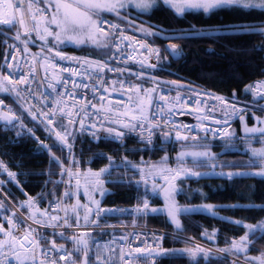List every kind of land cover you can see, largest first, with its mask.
Here are the masks:
<instances>
[{
  "label": "snow or ice",
  "instance_id": "obj_1",
  "mask_svg": "<svg viewBox=\"0 0 264 264\" xmlns=\"http://www.w3.org/2000/svg\"><path fill=\"white\" fill-rule=\"evenodd\" d=\"M157 0H77L75 4H70L64 2V0H0V25L5 26H15L19 25V30L16 32L14 39L21 41L24 45L23 54L26 56L29 52L28 43L31 41L32 33L36 34L39 40L44 41L47 44L48 37H54V47L61 43H64L65 40L74 42L76 44H83L85 42H91L96 48L105 50L110 47H115L117 51L121 52V56L124 55L121 49V43L123 41L129 40V37L123 35L121 31L120 37L117 38L119 42H116L113 39L114 33L119 29V25L112 24L109 26L110 30H106L101 26V20L97 17L100 12L107 11L115 13L117 16L120 15V9L126 8L129 5L140 9L142 11H148L152 9L156 4ZM41 4L44 7H41ZM163 4L167 5L170 9L174 10L176 16H183L186 12L191 10H202L204 14H209L216 9H228L232 8L233 10L240 9H258L261 12H264V0H163ZM49 13L51 15L49 16ZM104 23H107L106 21ZM51 25H55L56 30L53 31ZM146 36H161L163 29L160 31H149L148 29H140ZM236 33L242 34H254L259 35L264 39V26L258 24H248V25H237L233 29ZM196 34V33H193ZM26 37V39H22ZM164 39H173L171 36H163ZM180 38H183L181 36ZM130 46V45H128ZM9 47H14L10 45ZM261 50H264V44L256 46ZM43 48V46H42ZM141 49H147L150 53L155 54L156 58L159 60L160 49L149 48L146 44L140 45ZM135 50V49H134ZM165 50H171L173 55H176L179 50V46L176 43H170L166 46ZM53 48H48V52H52ZM12 60L17 61L14 65L11 62L7 63L8 75H3L0 73V92L12 93L14 94L17 102L26 97H35V93L32 91L33 77L36 74V69L33 67L32 71L28 75H24L22 72L19 73L18 78L14 75L15 69L19 68L18 55L20 54L19 49H16V52L12 53ZM55 57H58L60 60H73L80 65V68H60V72H69V79L72 84V91L67 90V85L63 77L56 73L52 79L55 83H50L49 88L53 91L58 92V98L55 99V107L48 108H37L36 111L32 109L36 105L25 106L20 104L21 114L7 105H4L3 100H0V121L3 122V125L6 129L20 128L26 129V133L17 132V137L27 134L34 138L37 143V149L40 151H47L49 153V162L54 163L60 166L61 174H67L69 177L75 176L76 179V188L81 187V181L79 177L83 175L84 177V186L86 189L92 193L99 192L101 196L108 194V190L104 188L106 183L103 177L105 174L110 175L111 169L114 167H119L112 157H107L109 164L101 168L99 171L93 172L88 170L86 173H80L77 171L73 173L70 168H65L63 161L60 157L55 156L52 153V146L58 145L60 150L63 151L65 148L69 151L72 149L73 145L70 142V138H75V133L69 131V125L75 123L77 120L80 122V130L86 128V120L89 118L88 108H95L96 105L92 103L91 100L87 99L86 92L90 88V85L85 83L83 88L85 90V96L83 100H77V97L80 95L76 89L81 87L76 82V77L83 78L85 75H88L89 79H94L97 83L102 84L103 79L100 76V73L107 71H117V69L110 67L107 63V60L92 62L87 59L72 58L63 55L61 52H55ZM55 57L44 56V63L41 64L42 67H45V71L50 67L53 70L57 68V64L52 61ZM133 57L128 56L127 59H132ZM108 59H111L109 57ZM126 62V61H125ZM33 65L36 63L35 56H33L32 62ZM142 68L152 67L155 68L156 65L148 64L144 60L140 61ZM87 65V67H85ZM95 73V75H92ZM139 76H143V73H139ZM121 88L124 87L126 81H118ZM65 84V90L59 92L57 85ZM94 87V86H93ZM24 92L25 95L22 97L21 92ZM104 91L107 92L108 89L104 88ZM129 92H135V99L130 95L128 97L129 104L126 105V111L119 114L117 119L123 117V122H121V129H128L130 131H135L139 128L141 140L145 139L144 133L147 132V141L151 143V136L156 131L166 127L168 122H166L165 117L172 114L173 109L166 106L172 101L165 96H160L158 100L154 96L155 89L147 90L143 89L138 84L128 85ZM245 92H251L253 97V102L255 105L262 111H264V105L259 103V100H264V80L254 82L251 85H247ZM97 94V90L93 91V95ZM235 95V94H234ZM42 97L41 103L48 100V94L40 93V99ZM65 97L71 100V107H68V103L65 100ZM181 97L178 95L175 98V102L179 103ZM217 100L223 102L221 111L223 112L224 119L222 121H215L217 124L221 125L224 131L213 132V137L219 135L222 139L231 140L235 131L231 129L230 122L233 118H239L243 125V131L245 133V139L247 141L246 151L250 153V158L247 161L246 167H255L258 170L253 172H215L217 164L215 161L218 159L220 154L212 153L209 149L211 145H204V151H192V152H181L179 153L177 160L179 167L176 169L168 168L162 166L166 164L168 159L167 156L161 158V163L159 165H151L150 168L153 172L161 174L165 181L166 186H161L157 184L152 185V192L155 194L157 189L163 191L165 206L163 209H157L150 207L149 200L147 198V190L145 192V198L143 199L142 204H138L134 209V213L138 215H147L149 212L157 213L163 211L170 218L171 222L179 229L181 227V222L179 216L181 214H187L190 212L198 210H206L213 216L217 215L215 209L216 205L205 204L197 205L192 207L179 206L176 203L175 197L179 191L177 187V182L181 181L189 176L200 177L204 175H219L227 176L232 178L234 176H253L260 177L264 179V147L254 148L251 146V142L247 140L248 137H258L264 138V119L260 117H255L257 123L255 126L249 127L246 123L247 115L246 113L250 109L245 107H237L235 104L229 105L225 98L217 97ZM103 100V97H101ZM158 107L159 111L155 109ZM6 109V110H5ZM106 112H111V106L107 109H103ZM100 111V109H97ZM23 113L33 120H39V123L44 125V130L51 134L55 132V140L53 145H48L40 141L39 137L35 136V131L32 128H26L24 124ZM59 113V115H58ZM245 113V115H241ZM83 114V115H81ZM67 119L68 123H62ZM104 121H100V128L97 129L96 124H92L91 128L93 131L91 135L97 139L98 132L104 131L109 136H112L115 139H122L126 133L123 130H117L113 127L104 128ZM184 131H192L193 126H183ZM58 129H63L60 131ZM201 131L206 134L212 131L211 128L207 126H202ZM165 140L169 139L171 132L162 133ZM207 139V135L203 137ZM177 140H187V136L181 135L180 131L176 133ZM197 139V137H193ZM264 144V139L260 141ZM102 155V154H100ZM190 157L192 163L196 167H207L209 171L207 172H198L194 171L193 168H188L185 165L186 159ZM213 162L208 164L207 162ZM70 163H76L73 157ZM123 166L127 167L129 162L126 158L121 162ZM221 167H235V162H221ZM135 167V166H132ZM141 172L143 170L141 169ZM6 173L8 180L17 182L16 177L17 173L12 172L8 169L7 165L0 161V174ZM167 173V175H163ZM123 182V181H118ZM6 181L0 180V186L4 185ZM55 183V182H54ZM71 181H69V184ZM73 195L72 191L69 189L64 192L63 197H69ZM60 198V200L63 199ZM60 200L55 202V207L52 208L53 212L63 211L64 215H51L48 209L40 211L38 208L35 211H32L33 205L38 203L37 200L29 198L27 201L22 202L28 209L29 214L27 217H22L17 214L16 211L13 212V216L6 217L8 220L9 227L7 230L4 229L3 224H0V235L4 238L0 239V264H68L69 261L72 264H76V260L73 259L75 253H82L80 258V264H139V261H147L151 258L153 261L157 256L168 255L170 251H182L186 253L191 260H196L198 255H203L207 260L209 256L213 255V249H206L201 245H196L195 248H185L182 250H165L162 249L157 242L155 245H149L144 248H135L132 251L125 252L123 246L119 248V255L117 257V249L111 245L115 244L116 241L113 239L110 242L100 244L95 240L94 237L90 235L88 231H83L72 236H65V229L80 228L81 224V210L83 211L82 219L85 221L86 225H94L99 227V219L103 215L119 211L121 213L125 212L126 209H108L101 208L100 201L95 200L94 197L90 198L88 204H81L79 199L76 203L71 205H62ZM51 207V205H50ZM230 207H237L233 204ZM244 207H256L261 211H264V205H245ZM0 208H5L3 200H0ZM97 217V219H90L91 216ZM37 216L45 219H37ZM74 219V222H73ZM28 220H31L32 223L28 224L25 228L23 235H20L18 231L14 229H19L22 225L26 224ZM232 223L236 225H243L245 228V233L238 240L233 239L228 247L220 248L216 251L220 253H230L235 256L244 254V264H264V252L259 256H248L247 253L250 250V246L254 243V238H264V219L258 220L255 224H246L240 220H233ZM135 223V220H134ZM34 224H39L41 227H52L53 229L60 228L61 231L54 233L56 236H59L65 241H71L74 245L72 250L65 248L63 244L57 245L55 240L48 241L46 237L42 236L38 229L34 228ZM259 233V237H257ZM209 239L215 238V231L208 236ZM121 239L126 240L127 237H121ZM139 239V236H137ZM155 239V237H154ZM48 246H45V245ZM94 245V249H93ZM131 248V245H129ZM57 254L59 259L57 260ZM94 257V258H93ZM233 264H237V260H233Z\"/></svg>",
  "mask_w": 264,
  "mask_h": 264
},
{
  "label": "trees",
  "instance_id": "obj_2",
  "mask_svg": "<svg viewBox=\"0 0 264 264\" xmlns=\"http://www.w3.org/2000/svg\"><path fill=\"white\" fill-rule=\"evenodd\" d=\"M119 11V16L112 12L104 14L124 24L127 29L147 37L160 47V65L164 68L158 70L161 74L168 77L191 79L205 88L229 97L253 100L251 92H245V88L255 80L264 79V50L256 47L264 44V39L259 35L236 33L233 29L241 24L264 26V12L261 10L240 9L237 11L228 8L216 9L209 14H204L202 10H191L183 16H176L174 10L157 0L153 8L146 12L136 11L133 8L128 10L122 8ZM140 29L149 31L163 29V32L161 36H146ZM163 36L174 38L169 40L164 39ZM181 36L183 38H180ZM2 39L3 33L0 30V68L5 57ZM165 43H176L179 46L181 58L172 60L165 50ZM55 48L73 52H89L97 56L105 55L110 50V48L98 49L91 42L79 45L66 42L56 45ZM1 100L10 104L17 114H21L20 104L25 105L22 100L17 102L14 96L11 99L8 96H2ZM246 115L247 123L252 124L253 121L249 114ZM23 116L26 128L34 129L35 136L39 137L43 143L53 145L54 134L50 136L43 130L39 120L33 121L27 113H23ZM62 123L67 124L68 122L64 120ZM3 127L0 123V158L10 171L17 173L18 183L14 184L9 181L6 173L0 174V180L6 181L0 186V190L26 216L29 214V209L21 202H25L29 196H34L33 199L38 201L33 205L32 211L37 208L44 211L49 202L59 197L62 190L61 179L64 174H61L59 165L49 162L50 157L47 151L37 149L38 142L34 138L27 134L13 137L15 131L26 133V129L12 128L9 130ZM231 129L235 131L231 140L215 141L200 139V141L172 142L171 138L165 140L162 133L156 134L151 143H141L133 134H126L119 142L106 139L93 140L85 135L78 136L75 140V156L78 158V164L74 165L79 167L80 173H86L88 170L96 172L106 167L109 164L107 157H112L116 164L121 166L114 167L110 175L105 174L103 177L106 181L104 188L108 190V194L101 196L99 192L88 191L84 186V177L81 175V187L84 192L75 196L76 186L74 188L71 186L70 190H73V195L71 198L65 197L64 205H71L69 203L77 197L80 201L88 203L89 197L84 194L88 192L90 197L99 199L101 208L109 206L113 209H126V214L118 212L103 215L99 223H134L130 220L132 204L142 199L146 190L147 192L152 191L154 184L146 177L149 175L158 177L159 175L153 172L150 166L155 165L166 155L167 165L170 168L179 167L177 157L184 146L201 150L200 144L211 145L209 150L220 154L215 161L216 173L258 170L255 167L245 166L250 153L246 151L247 141L239 120L232 124ZM261 139L264 138H247L254 148L264 147V144L260 142ZM52 153L61 158L63 165L66 164L64 151H61L58 145L52 146ZM125 158L129 162L127 167L121 163ZM221 162H235L236 166L221 167ZM184 166L194 170L209 171L207 167L194 166L190 157L186 159ZM157 183L160 184L159 180ZM177 187L179 191L176 199L179 203L216 205L217 215L213 216L204 211L182 214L179 229L173 225L164 212L148 213L146 216L137 215L135 223L176 230L186 236L224 248V246H229L231 238H240L246 231L243 225H236L231 221L240 220L246 224H255L258 220L264 219V211L259 208L244 207L245 205H264V179L260 177L234 176L230 179L226 175L190 176L178 181ZM159 193L157 189V195L152 198V204H160ZM0 200H3L1 196ZM3 202L5 208H0V210L11 212L12 208L5 200ZM233 204L237 207H230ZM213 231H215V238L209 239L208 236ZM93 233L100 237L105 235L101 231H93ZM259 235L257 233V237ZM65 236H70V233H65ZM55 237L58 242L74 247L71 241H65L56 235ZM182 244L190 243L178 238H167L165 241L166 248ZM262 252H264V238H254V243L250 246L247 255L255 257ZM82 255L77 254L79 262ZM239 256L244 257V254ZM158 264H227V260L216 255L209 256L207 260L202 255L196 260H191L189 256L172 253L165 255Z\"/></svg>",
  "mask_w": 264,
  "mask_h": 264
},
{
  "label": "built area",
  "instance_id": "obj_3",
  "mask_svg": "<svg viewBox=\"0 0 264 264\" xmlns=\"http://www.w3.org/2000/svg\"><path fill=\"white\" fill-rule=\"evenodd\" d=\"M98 19L101 20V26L106 30H110L109 26L112 24L119 25V29L116 31V33H114L113 36V39L116 42H119L117 38L120 37L121 31L123 35L129 37V40L123 41L121 43V49L124 53L123 56H121V52L117 51L115 47H111L109 54L103 57H93L88 54L59 51L67 57L87 59L92 62L107 60V63L109 64L110 67L117 69V71L105 70L103 73H100V76L103 79L102 84L97 83L94 79H89L88 75H85L83 78L79 76L75 78L76 82L79 85H81V87L76 89V91L80 93V95L77 97V100H83L85 96V90L83 88V84L87 83L90 85V88L86 92L87 99L91 100L92 103L96 105L95 108L89 107L87 110L89 114V118L86 120V128L84 130L82 131L80 130L79 120H77L74 123L75 137L78 135H88L93 139L97 140V138L91 135V132L93 131L91 125L96 124L97 129H99L100 121H104V125H103L104 128L113 127L116 128L117 130H123L126 134L127 133L135 134L137 136V140L140 142H148L147 141L148 134L146 131L144 133L145 139L141 140L140 137L141 130L139 128H137L135 131H130L128 129H121L120 125L121 122H123V117L117 119L120 113L126 111L125 106L129 104L128 97L131 95L135 99L136 96L135 92L128 91V85L138 84L143 89H147V90L155 89L156 91L154 93V96L156 97L157 100L160 96H165L169 98L170 101H172L166 106L165 109L167 110L168 107H171L173 109L172 114L170 116L165 117L166 122H168L167 126L160 129H156V131L151 136V140L154 138V136L157 133L171 132V138L173 141H183L176 139L177 131H180L181 135L187 136L188 139L193 137L200 138L202 135H207V139L209 140L221 139L219 135H216L215 138L213 137V132L227 130V129H223L221 125L215 122V121H222L224 119L223 112L220 110L223 102L217 100L216 98L217 97L225 98V100L230 106L235 104V106L237 107H245V105L241 101L235 98L222 95L218 92L205 89L200 84L194 82H190L186 80H173L157 74L156 69L158 68V59L156 58V55L150 53L147 49L140 48L141 44H146L148 45L149 48L159 49L156 45L152 44L146 38L137 35L131 31H128L123 25L108 18L107 16L99 14ZM105 21L107 23H104ZM18 30H19V25L17 24L15 25V29L13 31V35H12L13 39L10 40L5 39V43L7 45L6 58L2 66L1 73L3 75L9 74L7 63L11 62L14 65L17 63V61L12 60L11 54L16 52V49H19L21 55H18V63L20 67L15 69L14 75L16 76V78H18V75L21 72L24 75H28L32 71L33 67H35L36 74L32 78L33 79L32 91L35 93V97H39L40 93L48 94V100L44 101L43 103H41L42 97L40 99H37L35 97H26L23 100H25L29 106L36 105V107L32 109L33 111H36L37 108H44L45 110H47L48 108H53L55 107L54 101L55 99L58 98V92L53 91V89L48 87L50 83H55L52 77L56 73H59V75L63 77L65 80V83L67 85V90L72 91V84H71V80L69 79L70 73L60 72V68L63 67L69 69L72 68L79 69L80 65L73 60H60L58 57L54 56L55 59L52 62L57 64V68L53 70L52 68L49 67L47 71H45V67L47 65H45V67L41 66V64L44 63L43 50L48 49L49 44L48 43L45 44L44 41H41L38 39V37H36L35 33H32L31 34L32 39L27 45L29 52L26 56H24L22 55L24 49L23 43L21 41L14 39V36ZM22 39H26V37H22ZM10 45L14 47H9ZM33 56H35L36 59V63L34 65L31 63ZM128 56H131L133 58L127 59ZM109 57H111V59H108ZM142 60H144L148 64L156 65V67L142 68L140 64V61ZM85 67H87V65H85ZM141 72L143 73L142 77L138 75ZM92 75H95V73H92ZM118 81H126L123 88H121ZM104 88H107L108 91L105 92ZM57 89L59 92H63L65 90V84L57 85ZM94 90H97V94L95 96L93 95ZM24 95L25 93L22 91L21 96L23 97ZM178 95L181 97V99L179 103H176L175 98ZM101 97H103V100H101ZM65 100L67 101L68 107L70 108L71 100L67 97H65ZM109 106H111L112 109L111 112H106L103 110L109 108ZM97 109H100V111H97ZM155 110L159 111L158 107ZM236 119L237 118H233L230 122V125ZM183 126H193L192 131L190 132L184 131ZM202 126H207L211 128L212 131L206 134L205 132L200 130ZM98 136L100 137L99 139H107L115 142L121 140L109 136L104 131L98 132ZM74 139L70 140V142L73 145L72 149L69 151L68 149L65 148V158L68 164L70 163V161H72L74 157ZM66 176L67 175H65L64 183H68L66 180ZM58 200L49 203V211L59 216H62L63 211H59V212L52 211V208L55 207V202ZM33 227L36 229H42L48 231H52V230L61 231L60 228L53 229L52 227H41L40 225L37 224H34ZM72 229L88 230L91 228L87 226H81L80 228H72ZM102 229L108 230L110 234L105 238L97 240V242H99L100 244H104L106 242H110L113 239H115L116 243L111 246L117 249V257L119 255V248L121 245L123 246L124 251L126 253L138 247L144 248V247H148L149 245H155L157 242L159 243L160 247L164 249V241L166 238L178 236L175 233L165 228L148 227V226H141L136 224H126V223L112 224ZM65 230H71V229H65ZM14 231H18L20 235H23L24 229L21 226L19 229H14ZM137 236H139V239H137ZM45 237L48 241L54 239V237L52 236H45ZM121 237H127V239L124 240L121 239ZM194 242L208 249L210 248L213 249V251H216V249L210 246H207L197 241ZM56 244L61 245L57 242ZM129 245H131V248H129ZM45 246L48 245L46 244ZM65 248L71 250L66 246ZM218 253L220 255L227 257L229 259L230 264H233V260H237V263L244 264V260L239 259L235 256L226 253H220V252ZM59 255L60 254H57L56 257L57 260L59 259ZM162 257L163 256H157L155 257L154 261L151 258H149L147 261L141 260L139 261V264H157L162 259ZM68 264H72V262L69 261Z\"/></svg>",
  "mask_w": 264,
  "mask_h": 264
},
{
  "label": "rangeland",
  "instance_id": "obj_4",
  "mask_svg": "<svg viewBox=\"0 0 264 264\" xmlns=\"http://www.w3.org/2000/svg\"><path fill=\"white\" fill-rule=\"evenodd\" d=\"M160 1H162L163 2V0H160ZM64 2H66V3H70V4H75L76 2H77V0H64ZM44 6V5H43ZM129 8H133L134 10H136V11H142V10H140V9H137V8H135V7H133L132 5H129L128 7H126V8H124V9H126V10H128ZM105 12H107V11H103V12H100V13H105ZM50 16V15H49ZM7 29H9V28H6V27H2V28H0V30L2 31V33L3 34H5L6 35V32H5V30H7ZM52 30L53 31H55L56 30V28H55V26H53V28H52ZM9 39H13L11 36H9ZM71 43V41H67V40H65V42L64 43ZM54 43H55V41H54V37H51V39H50V45L51 46H53L54 45ZM54 47V46H53ZM2 96H8L10 99L14 96V94H12V93H4V92H0V100H1V97ZM15 97V96H14ZM263 102H264V100H262ZM4 102V101H3ZM261 102V100L259 101V103ZM4 105H7V106H9V107H12L10 104H8V103H6V102H4ZM247 107L250 109V111H248L246 114H249V116H250V118L252 119V121H253V123L252 124H248L247 123V120H246V123H247V125L249 126V127H252V126H255L256 125V123H257V121H256V119H255V117H260L261 119H264V111H262V110H260L256 105H252V103H249V105H247ZM255 108H257V109H255ZM6 110V109H5ZM15 110V109H14ZM243 115H245V113H243ZM239 122L241 123V121L239 120ZM241 126H242V129H243V125H242V123H241ZM262 126H264V125H262ZM69 131L71 130V127L69 126V129H68ZM61 131H63V129H61ZM16 131H15V136H16ZM224 140V139H223ZM248 140H256V139H248ZM191 141H200V140H191ZM199 147H201V150L200 149H196V148H192V147H186V146H184L183 148H182V150L179 152V153H181V152H192V151H204L205 149L203 148V145H201L200 144V146ZM179 155V154H178ZM164 156H166V155H164ZM163 156V157H164ZM161 163V160H159L158 162H156L155 163V165H159ZM75 163H71V165H70V169H71V171L73 172V173H76L77 171H79V169H77V166L75 167V165H74ZM168 163H167V161H166V164H164V165H162V166H166V167H168V168H170L168 165H167ZM74 166V167H73ZM65 168H68V166H67V164L65 165ZM177 167H175V166H173L172 167V169H176ZM189 168V167H188ZM194 170V169H193ZM194 171H198V172H206V171H201V170H194ZM253 171H255V170H241V171H239V172H253ZM80 172V171H79ZM165 175H167V173L165 174ZM190 177V176H189ZM156 178V179H155ZM188 178V177H187ZM76 177L75 176H73V177H66V180H67V182L68 183H66L65 185L67 186V188L68 187H73L74 188V186H76ZM79 179H80V181H81V178L79 177ZM146 179L149 181V182H154L155 184H157V185H161V186H166L165 185V181H164V179H163V176L161 175V174H159L158 175V177H150V175L148 176V177H146ZM157 180H159V183L160 184H158L157 183ZM69 181H71V183L69 184ZM161 181H162V183H161ZM73 191V190H72ZM82 192H84L83 190H82V187H80L79 189H77L76 188V190H75V193H74V195L75 196H77L78 194L80 195V194H82ZM159 198H160V200H161V202H160V204H158V205H156V204H152V198L154 197V196H156L157 195V192L154 194L152 191H150V192H147V198H148V200H149V204H150V207H152V208H157V209H163L164 208V206H165V199H164V194H163V191L162 190H160L159 189ZM85 195H87L88 197H89V200H90V198H92V197H90L88 194V192H86V193H84ZM62 197H63V195H62ZM78 198V197H77ZM77 198H74V200H73V202L72 203H69V204H74V203H76V201H77ZM95 198V197H94ZM145 198V194H143L142 195V199H140V200H136L133 204H132V210H131V218H130V220H132V221H134V220H137L136 219V216L138 215V214H136V213H134V211H133V209L138 205V204H142V202H143V199ZM89 200H87V202L89 203ZM95 200H98L99 201V199H97V198H95ZM175 200H176V203L179 205V206H186V207H192V206H197L196 204H185V203H179L178 201H177V199H176V197H175ZM62 201H63V203L65 204V197H63V199H62ZM80 201V200H79ZM80 203L81 204H88V203H86V202H82V201H80ZM200 205H202V204H200ZM204 205V204H203ZM103 208H108V209H113L112 207H109V206H106V207H103ZM198 211H204V212H207L206 210H198ZM119 211H115V212H113V213H109V214H116V213H118ZM160 212H163V211H160ZM195 212V211H194ZM149 213H151V212H149ZM165 213V212H164ZM191 213V212H190ZM207 213H209V212H207ZM124 214H126V211L124 212ZM166 214V213H165ZM106 215H108V214H106ZM167 215V214H166ZM182 215V214H181ZM82 216H83V211L81 210V223H85V221L82 219ZM135 217V218H134ZM169 218V217H168ZM90 219H97V217H95L94 215L93 216H91L90 217ZM170 219V218H169ZM179 219H180V216H179ZM123 220V219H122ZM124 220H125V218H124ZM171 221V220H170ZM74 222V221H73ZM110 223V222H109ZM109 223H106V222H102V223H99V231H101V232H103L104 231V233H105V235L104 236H97V235H94V233H93V231H88L89 233H90V235L92 236V237H94L95 238V240L97 241V240H99V239H102V238H104L105 236H108L109 235V233H108V231H106V230H104V229H101V228H105ZM174 225V224H173ZM94 226V225H93ZM175 226V225H174ZM176 227V226H175ZM177 228V227H176ZM96 231H98V230H96ZM174 232H177V233H179L178 231H176V230H173ZM78 233H80V232H77V233H74V234H78ZM180 235H184V234H182V233H179ZM233 239H239V238H231L229 241H230V243H231V241L233 240ZM94 246V245H93ZM196 247V245H191V244H182V245H179V246H177V247H167L166 248V250H182V249H185V248H195ZM225 247H228V246H224V248ZM221 248V247H220ZM181 254V255H186V256H188L186 253H183L182 251H170L168 254ZM202 255V254H201ZM201 255H198L197 257H199V256H201ZM203 256V255H202Z\"/></svg>",
  "mask_w": 264,
  "mask_h": 264
},
{
  "label": "water",
  "instance_id": "obj_5",
  "mask_svg": "<svg viewBox=\"0 0 264 264\" xmlns=\"http://www.w3.org/2000/svg\"><path fill=\"white\" fill-rule=\"evenodd\" d=\"M168 44H170V43H165V45H164V47H165V49H166V46L168 45ZM167 51V53H168V55L170 56V58L172 59V60H178V59H180L181 58V53L178 51V53L176 54V55H173L172 54V52H171V50H166ZM0 123L1 124H3V122L2 121H0ZM0 195L11 205V206H14L7 198H6V196L0 191ZM15 207V206H14Z\"/></svg>",
  "mask_w": 264,
  "mask_h": 264
},
{
  "label": "crops",
  "instance_id": "obj_6",
  "mask_svg": "<svg viewBox=\"0 0 264 264\" xmlns=\"http://www.w3.org/2000/svg\"><path fill=\"white\" fill-rule=\"evenodd\" d=\"M0 161H3L1 158H0ZM4 162V161H3ZM13 182V181H12ZM14 184H16V182H13ZM29 198H34V196H29L26 200H28ZM5 200V199H4ZM21 204H23L22 202H21ZM6 213V214H5ZM13 214H12V212L11 213H7V212H5V211H3V210H0V217H4V219L6 220V221H8L7 219H6V217H10V216H12ZM37 219H45V221H47V219L48 218H41V217H39V216H37ZM2 239H3V236H2Z\"/></svg>",
  "mask_w": 264,
  "mask_h": 264
}]
</instances>
